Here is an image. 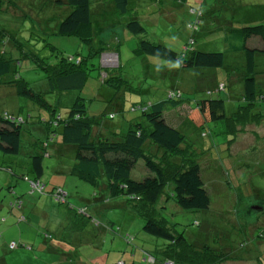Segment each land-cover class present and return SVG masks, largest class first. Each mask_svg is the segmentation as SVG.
I'll return each instance as SVG.
<instances>
[{
    "label": "rangeland",
    "instance_id": "obj_1",
    "mask_svg": "<svg viewBox=\"0 0 264 264\" xmlns=\"http://www.w3.org/2000/svg\"><path fill=\"white\" fill-rule=\"evenodd\" d=\"M133 1L127 13H112L105 19V28L100 31L104 36L109 34L106 35L109 50L98 59L95 54L87 56L88 46L78 38L57 34L58 22L69 11L67 5L63 11V8L54 10L52 0H0V59L10 63V71L4 78L25 79L34 91L43 92L55 106L56 114L62 117L75 97L84 98L89 115L103 113L100 118L106 131L134 122L150 128L141 112L131 107L163 101L169 91L179 90L181 102L175 107L165 100L163 115L167 123L172 120L185 135V143L193 147L191 152H201L196 159L210 205L203 210H184L172 202V188L167 185L164 193L169 200L161 204L156 216L166 219L170 230L182 234L192 245H208L215 252L233 253L235 259L221 264H264V122H236L233 113L239 106L243 108L242 97L230 102L234 111L228 109L226 102L231 122L223 119L208 122L203 128L205 133L187 118L196 101L225 100L229 93L233 96L242 93L239 88L243 81L239 80L246 72L244 52L236 53L235 46L251 45V40L241 38L243 25H248L244 20L248 14L250 17L263 15L264 0H248L246 8L237 14L234 10L227 11L228 22H221V32L213 17H219V11L209 10L214 2L219 6L216 0H206L203 4L196 1L194 8L198 9V5L203 14L193 35L188 24L195 15L183 3ZM131 14L139 19L145 33L133 34L124 28ZM190 36L199 49L224 50L223 60L228 63L229 72L235 74V80L222 67L186 68L177 60L168 61L136 50L140 39H147L180 53ZM253 53L255 69L264 75V51L253 50ZM76 54L78 59L86 57L81 66L87 73L82 85L66 90L50 88L48 64L54 65L62 57L75 58ZM100 59L109 67L100 64ZM104 73L111 78L109 84L103 82ZM220 82L223 86L220 84L218 88L222 90L209 95L207 91L214 90ZM4 89L0 86V116L9 112L26 118V122L22 126L19 151L8 154L0 150V264H124V261L151 264L150 253L157 260L155 264H162L165 256L159 246L167 240L142 229L145 221L134 209V203L123 194L108 197L73 175L72 146L57 149L60 144L53 137L47 148L49 156L44 155L40 141L46 137V124L42 120L51 117L48 110L16 93L6 96ZM256 93L255 105L264 108L261 101L264 84ZM257 112L258 109H253L249 118ZM232 134L233 139L228 143ZM37 153L42 154L43 171L39 179L45 184V190L42 186L29 194L27 179L36 177L31 156ZM146 173L142 160H138L131 177L140 180ZM56 191H62L63 196L57 197ZM95 191L97 198L93 195ZM37 199L46 202L42 205L38 202L33 208ZM85 203L89 205H86L87 215L92 218L78 214L79 210L84 211ZM65 210L77 213L78 218L75 214L69 217ZM10 244L15 247L8 248ZM127 249L128 254L124 252ZM16 250L23 252L18 255L14 253ZM113 250L119 256L114 262L110 260L115 253L105 259L106 252ZM133 255L134 262H131L129 256Z\"/></svg>",
    "mask_w": 264,
    "mask_h": 264
},
{
    "label": "trees",
    "instance_id": "obj_2",
    "mask_svg": "<svg viewBox=\"0 0 264 264\" xmlns=\"http://www.w3.org/2000/svg\"><path fill=\"white\" fill-rule=\"evenodd\" d=\"M174 1L183 3L188 12L195 15L194 20L188 24L192 35L195 34L203 12L200 11L197 4L198 9H195L194 3L198 1L203 4L206 3V0ZM221 1L223 3H220ZM134 2L133 0H52L53 4H65L69 8L68 13L58 22L57 34L78 38L84 45L88 46L87 56L90 57L95 54L99 59L104 51L109 50L106 45V35L109 34L104 36L100 31L105 28V19L112 13H127L130 10V4ZM217 3L219 4L218 7L215 2L209 5V10L211 12L219 11V17L213 16L218 24V32L222 31L220 29L221 22H228L227 11L234 10V13H239L241 4H244L242 9L246 8L245 3L237 0H216ZM131 15L123 25L124 28L133 34L145 33V28L139 19L133 14ZM245 19L244 22H248V25H243L241 38L244 40H256L258 38L264 40V20L257 17L252 18L249 14L246 15ZM138 44L137 51L168 61L177 60L182 67H222L227 69L230 76H235L234 73L229 72L228 64L225 65L226 62L224 63V50L199 49L198 46H195V39L191 36L180 53H176L163 44L154 43L147 39H140ZM253 50L262 51L253 47V45L235 46L236 53L244 52L243 59L246 68L242 86L239 88V92L242 93H239V96L235 99L232 98L233 100L226 97L228 101L226 98L225 100L205 98L195 102V106L191 109L187 118L196 128L199 127L200 132L205 133L203 128L208 122L221 119L226 122L230 121L231 117L230 115L227 116L226 113V102L229 105V101H236L241 97L245 102L243 108L239 106L238 111H234L232 107L234 113L236 112L233 113L236 122L243 124L264 122V114L260 113L264 112V108H259L258 104L255 105L254 103L258 97L256 91L259 86L255 81L257 79L256 75H263V72L255 69L256 60L254 59ZM78 55L76 54L75 58L62 57L58 63L48 64L50 88L66 90L82 85L87 73L85 68H81V66L86 57L81 56L78 59ZM100 64L105 65L102 59H100ZM105 66L109 67L108 65ZM9 71V61L0 59V86L5 88L4 94L14 96L16 93L18 96L24 97L37 106L48 110L49 115H51L50 118L42 120L47 129L46 137L40 141V145L44 149L43 154L49 155L47 148L53 142V137H55L60 145H69L74 149L75 162L71 169L73 175L100 189L101 192H105L108 197L123 194L130 199L134 203V209L145 221L142 229L151 235L167 240V243L159 248L165 256L162 264H166L168 261L173 264L178 261L190 264H214L235 259L230 253L226 254V251L215 252L216 250L208 245H192L182 234H174L168 227L166 219L156 216L158 209L162 208L161 204L169 200L168 195L164 193L167 185H171L172 188V202L184 210H203L210 205L209 194L201 179L200 165L197 160L201 152L199 154L191 152L193 147L190 146V143H185V135L178 130L172 120H170V124L167 123L163 115L165 100H168L175 107L181 102V92L179 90L169 91L163 101L151 102L145 105L137 104L131 107L141 112L150 128H146L139 122H134L128 124L127 127H119L118 132L113 129L106 131V128L102 127L104 122L100 118L103 113L97 116L89 115L84 98L75 97L68 107L67 113L62 117L56 114L55 106L51 105L43 92L34 91L25 79L21 77H17L12 81L5 79L4 76ZM105 73L102 76L103 78L106 77ZM110 80L111 78L106 77L103 82L109 84ZM220 84L223 86V83L217 84L214 90L207 91L208 94L212 95L213 92L222 90L218 88ZM223 89H225V85ZM261 97V101H264V95ZM244 108H246L245 111ZM253 109H258L259 112L253 113L254 116L249 118V114L252 113ZM109 116L112 118L113 114ZM25 122L26 118L20 115L16 116L9 112L2 113L0 116V150L2 152L15 154L19 151L22 126ZM40 128L43 129V126ZM103 129L105 132H103ZM232 139L233 134L228 143ZM60 147H57V149ZM41 158L42 154L39 153L31 156V166L36 177L27 179L29 194L34 193L35 188L32 184L36 182L40 183L45 190L44 183L39 179L43 171ZM138 160H142L144 168L147 170L146 176L140 180L131 177V170ZM93 195L94 198H97L96 192ZM18 206L20 209L22 203L19 202ZM93 206L95 207L92 204L90 209L93 210ZM82 209L84 211L79 210L78 214L80 216L84 214L90 218L91 216L87 215L88 208L85 206ZM92 221L95 220L92 219ZM10 245L8 248L13 246V244ZM149 255L148 258L151 264H155L157 260L154 254L150 253Z\"/></svg>",
    "mask_w": 264,
    "mask_h": 264
},
{
    "label": "crops",
    "instance_id": "obj_3",
    "mask_svg": "<svg viewBox=\"0 0 264 264\" xmlns=\"http://www.w3.org/2000/svg\"><path fill=\"white\" fill-rule=\"evenodd\" d=\"M240 2H242V3H245L246 4V2H248V0H241ZM244 4H241V7L239 8V10L240 9H242ZM53 6V5H52ZM63 8V11H65L67 8H66V5L65 4H62V5H59L58 3H55L54 4V6H53V9L54 10H61ZM6 11H7V8H6ZM14 11H12V13H13ZM15 15V14H14ZM264 15V14H263ZM262 14H259V15H257V16H255V17H259V16H263ZM253 18V17H252ZM261 20H264V16L261 18ZM253 39V38H252ZM253 45V47H255V48H257V49H261L262 51H264V40L263 39H260V38H258V39H256V40H251V46ZM238 56V55H237ZM241 56V55H240ZM255 59V58H254ZM256 60V59H255ZM226 61H224V63H225ZM226 64H228L227 62L225 63V65ZM243 76H244V74L241 76V78H240V80L239 81H242L243 80ZM231 77H233V76H231ZM256 77H257V79H255V81H257V84L260 86V85H262V84H264V75H262L261 74V76H260V74H257L256 75ZM233 79L235 80V78L233 77ZM233 80V81H234ZM220 83H222V82H220ZM258 86V87H259ZM216 87V86H215ZM237 96H232L231 95V93H229V95H228V98H230V99H235ZM228 98H227V101H228ZM232 99V100H233ZM229 102H231V101H229ZM231 104L229 103V105H228V109H232V106H230ZM227 108V107H226ZM226 113H227V110H226ZM114 131H116V132H118L119 130H120V128H114L113 129ZM60 146H64V145H60ZM59 146V147H60ZM47 156H49V155H47ZM43 185H45V184H43ZM98 190H100V189H98ZM96 192V191H95ZM103 192V191H102ZM103 193H105V192H103ZM38 202H40V204H38V205H42L43 203H45L46 202V200H43V199H37L36 201H35V204L33 205V208L34 207H36V205H37V203ZM82 205V204H81ZM86 205H88V203H85L83 206H86ZM25 210H28V211H30L29 209H28V207H26L25 208ZM66 211V213L68 214V216L69 217H72L74 214L76 215V218H78L77 216H78V214L77 213H74V212H72V211H69V210H65ZM81 218V217H80ZM162 245H164V244H162ZM160 247V246H159ZM144 248V247H143ZM49 248H47V250H48ZM144 249H146V248H144ZM147 251H150V250H148V249H146ZM227 251H229L230 252V250H227ZM21 252H23L22 250H16V252H14L15 254H18V255H21ZM116 252H117V250H113V251H107L106 252V255H105V259H107L111 254H114L115 253V256H112L111 257V260L110 261H116L117 259H119V256H118V254L116 255ZM124 252H127V254H128V249H127V251H124ZM227 254V253H226ZM230 254L233 256V253H231L230 252ZM153 255V254H152ZM239 255V254H238ZM117 256V257H116ZM240 256V255H239ZM115 257H116V260H115ZM130 258H131V262H134V255L133 256H129ZM237 257V256H236ZM123 260H124V258H122ZM137 260H138V257H137ZM224 262V261H223ZM223 262H218L217 264H221V263H223ZM65 264H66V262H65ZM124 264H126V262L124 261ZM140 264V263H139Z\"/></svg>",
    "mask_w": 264,
    "mask_h": 264
},
{
    "label": "built area",
    "instance_id": "obj_4",
    "mask_svg": "<svg viewBox=\"0 0 264 264\" xmlns=\"http://www.w3.org/2000/svg\"><path fill=\"white\" fill-rule=\"evenodd\" d=\"M222 87V85H221ZM220 87V88H221ZM32 186L35 188V189H40L42 187V185H40V183L36 182V183H33ZM56 195L57 197H62L63 196V192L62 191H56ZM166 264H173L172 262L168 261L166 262Z\"/></svg>",
    "mask_w": 264,
    "mask_h": 264
}]
</instances>
